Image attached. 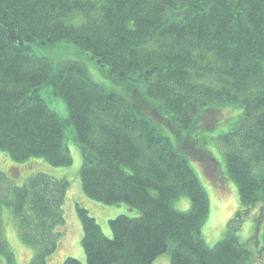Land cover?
<instances>
[{"label":"trees","instance_id":"1","mask_svg":"<svg viewBox=\"0 0 264 264\" xmlns=\"http://www.w3.org/2000/svg\"><path fill=\"white\" fill-rule=\"evenodd\" d=\"M64 48L82 59L49 58ZM86 60L113 89L91 81ZM46 88L66 107L82 156L83 194L137 213L111 220L108 239L77 206L85 262L63 264H153L166 255L170 264L249 262L251 253L236 236L239 218L214 246L205 243L209 205L189 158L196 153L211 161L196 131H211L221 113L241 109L218 144L242 216L263 206L264 0H0L5 165L31 159L71 165L65 124L41 97ZM4 176L0 256L14 262L4 236L6 210L19 240L45 264L61 236L55 229L63 224L69 184L37 175L17 186L11 173ZM183 196L190 201L186 213L172 206Z\"/></svg>","mask_w":264,"mask_h":264},{"label":"rangeland","instance_id":"2","mask_svg":"<svg viewBox=\"0 0 264 264\" xmlns=\"http://www.w3.org/2000/svg\"><path fill=\"white\" fill-rule=\"evenodd\" d=\"M48 56L55 62L82 59V56L79 58L77 51L73 52V50L68 48L53 50ZM86 64L88 75L93 83L105 89H113L110 88V84L103 77L102 70L96 63L86 60ZM41 97L47 107L65 124L63 145L72 160L71 165L69 167L55 168L40 159H31L21 164H14L9 160V163L5 165L2 157H6V154L0 152L2 156H0V169L6 168L5 170H8V173H11V176L14 177L20 169L18 180L14 181L17 186H21L24 179L37 175L68 182L69 187L61 210L63 224L55 229V233L61 234V236L56 243L55 251L47 255L44 261L45 264H63L67 259H74L84 263L85 257L81 247L82 230L77 217V206L88 212V215L95 220L100 226L103 235L108 239H111L109 228L111 220L120 215L134 217L137 213L123 205H102L88 199L83 194L79 178V170L83 163L82 156L75 141L74 132L71 126L66 123L68 119L66 107L63 101L53 94L51 88L43 89ZM241 111V109L236 108L229 115L223 112L221 114L222 116L224 114V116L216 118V123L211 131H196L199 134L197 139L202 138L203 150L208 152L212 159L206 162L199 161L197 154L194 153L193 159L189 158V164L195 172L208 200L209 212L201 230L205 243L210 247L214 246L226 235L230 229V222L239 218L241 222L236 236L238 241L246 245L251 253V258L247 264H264V255L260 257L259 254L264 236V204L263 206L258 205L251 209L246 216H242L241 212L243 209L239 205L237 190L226 176L225 159L223 151L218 144L220 137L230 133L235 118ZM21 168H23L22 171ZM3 175H5L4 177L7 176L6 174ZM172 206L176 211L186 213L190 210V201L183 196L175 200ZM238 214L239 217H237ZM2 220L5 240L14 256L12 264H39L35 259V251L26 247L19 240L12 215L4 210ZM0 264H7L2 256H0ZM153 264H170V259L167 255L162 256Z\"/></svg>","mask_w":264,"mask_h":264},{"label":"flooded vegetation","instance_id":"3","mask_svg":"<svg viewBox=\"0 0 264 264\" xmlns=\"http://www.w3.org/2000/svg\"><path fill=\"white\" fill-rule=\"evenodd\" d=\"M6 168H1L0 169V173H2V174H8V170H5ZM19 169V168H18ZM23 170V168H21V171ZM19 172H20V169H19V171H17V173H16V175H15V177L18 179V177H19Z\"/></svg>","mask_w":264,"mask_h":264},{"label":"crops","instance_id":"4","mask_svg":"<svg viewBox=\"0 0 264 264\" xmlns=\"http://www.w3.org/2000/svg\"><path fill=\"white\" fill-rule=\"evenodd\" d=\"M167 262H168V260H167Z\"/></svg>","mask_w":264,"mask_h":264}]
</instances>
